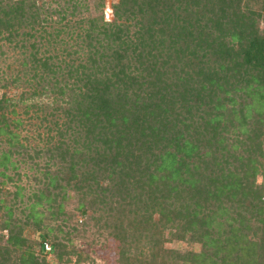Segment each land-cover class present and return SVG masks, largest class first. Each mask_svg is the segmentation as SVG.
<instances>
[{"label": "trees", "instance_id": "1", "mask_svg": "<svg viewBox=\"0 0 264 264\" xmlns=\"http://www.w3.org/2000/svg\"><path fill=\"white\" fill-rule=\"evenodd\" d=\"M105 7L0 0V264H264V0Z\"/></svg>", "mask_w": 264, "mask_h": 264}, {"label": "rangeland", "instance_id": "2", "mask_svg": "<svg viewBox=\"0 0 264 264\" xmlns=\"http://www.w3.org/2000/svg\"><path fill=\"white\" fill-rule=\"evenodd\" d=\"M110 0H106V9L104 10L105 16L107 17V14L109 13L108 10V3ZM73 200H70L68 205H66V211L67 212H73ZM73 214H76V212H73ZM77 220V226L80 224V220H82L81 217L75 216L73 219ZM92 230L86 231L82 236L71 234L72 238V245L75 246L77 249H80L83 252H87L92 257L93 262L91 264H114V255L112 252V249L110 246L108 248L103 247L100 242L103 240L100 238L96 243H90L92 238ZM166 247L169 248H177L179 250H186V249H198L197 245H187L185 243H178V242H167L165 244ZM47 258H50L49 255H47ZM90 264V263H89Z\"/></svg>", "mask_w": 264, "mask_h": 264}, {"label": "built area", "instance_id": "3", "mask_svg": "<svg viewBox=\"0 0 264 264\" xmlns=\"http://www.w3.org/2000/svg\"><path fill=\"white\" fill-rule=\"evenodd\" d=\"M42 247H43V250H44V251H49V250H50V246H49L46 242H44V243L42 244Z\"/></svg>", "mask_w": 264, "mask_h": 264}]
</instances>
